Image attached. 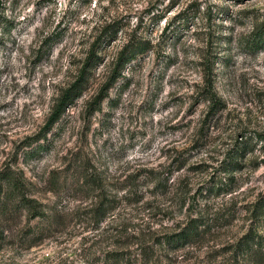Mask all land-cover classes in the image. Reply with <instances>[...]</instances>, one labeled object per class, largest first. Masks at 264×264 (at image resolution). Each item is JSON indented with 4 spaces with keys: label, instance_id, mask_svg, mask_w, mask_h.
I'll return each mask as SVG.
<instances>
[{
    "label": "rangeland",
    "instance_id": "1",
    "mask_svg": "<svg viewBox=\"0 0 264 264\" xmlns=\"http://www.w3.org/2000/svg\"><path fill=\"white\" fill-rule=\"evenodd\" d=\"M262 26L264 0H0V172L22 183L0 207V264H145L142 245L217 264L264 237ZM192 218L199 242L155 243Z\"/></svg>",
    "mask_w": 264,
    "mask_h": 264
},
{
    "label": "trees",
    "instance_id": "2",
    "mask_svg": "<svg viewBox=\"0 0 264 264\" xmlns=\"http://www.w3.org/2000/svg\"><path fill=\"white\" fill-rule=\"evenodd\" d=\"M264 26L260 28V33L258 36V42L261 44L264 43ZM133 48V49H132ZM144 46L140 43L138 45H127L126 48L121 52L119 61L114 70V73L109 81V84L112 83L117 77L118 69L126 62L130 61L132 58H135L138 53L144 51ZM84 79L83 76L80 77L78 83L69 88L63 95L58 109L51 116L49 123H53L54 120L60 115V111L64 109V106L68 101L71 100L72 96H77L79 91L78 86L80 81ZM212 92V91H210ZM220 104V101L215 99L212 109H215L217 105ZM234 165H238L237 161L232 158ZM22 183L12 172H0V204L2 203L1 210L4 205L7 204L8 199H13L19 193ZM7 187V188H6ZM34 202L31 199H25V196L19 201V205L30 208L33 212ZM253 216L257 219H261V216L264 214V195H262L256 203L253 205ZM204 226V227H203ZM206 223L201 218H192L190 221L179 231L173 234L164 235L163 239H158L155 241L157 245L167 246L170 249L182 248L190 243L199 242L207 231ZM143 259L146 260L145 264H159L152 261L155 256V250L149 245H142L137 250ZM229 254L225 257L224 261H220L217 264H264V237L258 234L255 230H251L246 233L242 238H240L230 249H228ZM111 259L114 264L119 262H126L133 264L134 260H137V255H130V253H118L112 252Z\"/></svg>",
    "mask_w": 264,
    "mask_h": 264
}]
</instances>
